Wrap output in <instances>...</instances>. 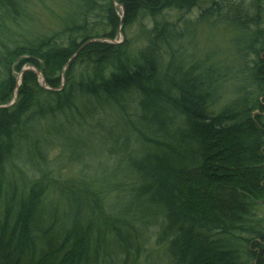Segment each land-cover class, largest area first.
I'll return each mask as SVG.
<instances>
[{"label": "trees", "instance_id": "trees-1", "mask_svg": "<svg viewBox=\"0 0 264 264\" xmlns=\"http://www.w3.org/2000/svg\"><path fill=\"white\" fill-rule=\"evenodd\" d=\"M74 1L79 23L0 38V264H141L145 219L169 264H264V0H116L121 16L112 0ZM21 5L0 0V30ZM193 8L236 37L253 83L236 78L217 109L226 71L185 63L186 28L156 21ZM138 16L154 19L153 37L112 42ZM61 166L79 176L51 177Z\"/></svg>", "mask_w": 264, "mask_h": 264}, {"label": "rangeland", "instance_id": "rangeland-1", "mask_svg": "<svg viewBox=\"0 0 264 264\" xmlns=\"http://www.w3.org/2000/svg\"><path fill=\"white\" fill-rule=\"evenodd\" d=\"M112 1L117 14L121 16L123 12L121 6L116 0ZM221 1L228 2L236 0ZM238 1L243 5L250 2V0ZM21 2L22 5L18 8V14H16L17 20L11 23L7 20L6 28L0 30L1 40L8 45H20L36 41L38 37L51 35L55 31L60 30L68 20H73L74 22L79 23L82 17L77 3L74 0H21ZM207 2V0H201L199 4L204 6V8H209ZM224 9L227 14L229 10H227V8ZM199 10V8H193L189 11L165 10L156 21L168 20V22L178 30L181 29V27L186 28V32H184L185 36L179 37L182 38L181 45L183 47L180 48V51L177 53V56L180 55V57H185V63L187 62L189 65L200 63L205 68L210 66L213 68L214 74L226 71V74H223L221 79H217L218 82L215 83V88L219 89L218 92L221 95L214 106V108H216L226 104L234 97L236 78L243 81L247 89H251L253 83L252 80L250 81V75H247V70L244 79L243 76H240L242 71L244 72V66L232 43L236 37L231 38L230 34L227 33V30L229 31V29L226 30L224 27H212L210 25L204 26V21L201 20L199 16ZM232 12H236V10H231V13ZM139 17L140 16H138L134 23L125 29L120 26L119 31L117 32V35H115V39H112V42L125 43L128 41V46L133 49L144 46V39L146 36H149V39L153 37L150 19L153 23L154 19L146 18L145 20V17ZM93 21L95 20L92 18L91 22ZM99 29L100 28H98V31ZM245 64L247 66L248 62H245ZM25 68H31V66H25L23 67V70ZM13 73L15 74L17 82L20 83L21 80L18 79L20 74ZM106 121H108V119ZM115 123L116 124L112 127L111 131L113 133L118 132L120 129V124L117 123V121H115ZM55 141L57 140L55 139ZM56 146L57 145L54 144L53 148H50L49 150L51 157H55L56 151L58 150ZM97 146L98 145H95L96 148ZM86 161H88V159L83 160V164H85ZM101 161L103 166L106 165V160L104 158ZM64 166L59 168L61 176H57V170L55 168V172L52 171L55 174H50V176L59 181L75 180L79 176L77 170H73L70 173L64 168ZM111 167L110 164L108 168L111 170ZM127 182H129V179H127ZM262 206H259L260 210L257 211L259 215L264 214V206ZM136 225L139 228V234L136 237L143 243L140 252L142 253L141 264H169L170 259L165 250L166 245L162 240H158V222L154 219H145V221L141 223L138 222Z\"/></svg>", "mask_w": 264, "mask_h": 264}, {"label": "bare ground", "instance_id": "bare-ground-1", "mask_svg": "<svg viewBox=\"0 0 264 264\" xmlns=\"http://www.w3.org/2000/svg\"><path fill=\"white\" fill-rule=\"evenodd\" d=\"M38 81H39V84L41 85V87L48 88L47 85L45 84L44 80H43V77H40L38 79ZM15 91H17V90H15Z\"/></svg>", "mask_w": 264, "mask_h": 264}, {"label": "water", "instance_id": "water-1", "mask_svg": "<svg viewBox=\"0 0 264 264\" xmlns=\"http://www.w3.org/2000/svg\"><path fill=\"white\" fill-rule=\"evenodd\" d=\"M25 69H26V68H25ZM31 70H33V72H36L39 76L42 77V75H41V71H37V70H35V69H31Z\"/></svg>", "mask_w": 264, "mask_h": 264}]
</instances>
